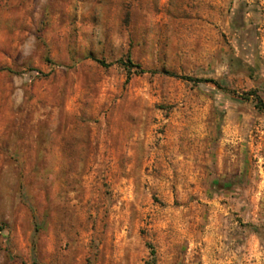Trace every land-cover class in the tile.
<instances>
[{
	"label": "rangeland",
	"instance_id": "rangeland-1",
	"mask_svg": "<svg viewBox=\"0 0 264 264\" xmlns=\"http://www.w3.org/2000/svg\"><path fill=\"white\" fill-rule=\"evenodd\" d=\"M258 98L264 0H0V264H264Z\"/></svg>",
	"mask_w": 264,
	"mask_h": 264
},
{
	"label": "trees",
	"instance_id": "trees-1",
	"mask_svg": "<svg viewBox=\"0 0 264 264\" xmlns=\"http://www.w3.org/2000/svg\"><path fill=\"white\" fill-rule=\"evenodd\" d=\"M93 61L96 62L97 64H99L103 68H109L112 66V64H107L103 60L93 59ZM47 62L50 64L53 63L51 60H47ZM117 64L120 65L130 75L133 73L136 75H144V74L148 73L146 70L142 69L140 65L135 64L134 61L130 57H127L126 60H121V61L117 62ZM162 75L168 76L171 78H175L178 80L190 82V83H195V84L196 83L197 84L198 83H210L216 87H219L217 82H215L213 80H203V79H195V78L187 77V76H178L176 74H172L169 72H163ZM219 89H222V88L219 87ZM251 95H254V94H251ZM257 107L260 108L261 110H264V106H263L262 101L260 99L258 100Z\"/></svg>",
	"mask_w": 264,
	"mask_h": 264
}]
</instances>
